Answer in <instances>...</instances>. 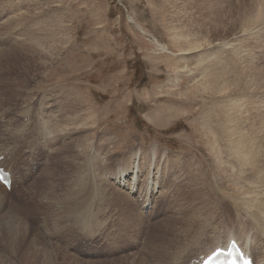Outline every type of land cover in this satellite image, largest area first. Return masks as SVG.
<instances>
[{
  "label": "rangeland",
  "instance_id": "rangeland-1",
  "mask_svg": "<svg viewBox=\"0 0 264 264\" xmlns=\"http://www.w3.org/2000/svg\"><path fill=\"white\" fill-rule=\"evenodd\" d=\"M253 1L0 0L13 178L0 221L24 233L0 236V264H172L183 251L194 264L228 234L264 244V143L252 159L241 144L264 138Z\"/></svg>",
  "mask_w": 264,
  "mask_h": 264
},
{
  "label": "bare ground",
  "instance_id": "bare-ground-1",
  "mask_svg": "<svg viewBox=\"0 0 264 264\" xmlns=\"http://www.w3.org/2000/svg\"><path fill=\"white\" fill-rule=\"evenodd\" d=\"M11 6V5H10ZM252 9H253V12L251 13V11H252ZM255 10H256V12H255ZM254 12H255V14H254ZM258 12V13H257ZM254 14V15H253ZM257 14V15H256ZM251 18V19H250ZM254 18H255V20H254ZM259 18H261L263 21H264V0H256L255 2L253 1L251 4H249V13H248V19H250V21L252 22V21H258V19ZM249 21H247V23H248ZM257 25V24H256ZM247 26V25H246ZM250 26V25H249ZM251 27V26H250ZM254 27H256V26H254ZM258 27V26H257ZM262 28V27H261ZM244 29H246V28H244ZM249 29V28H248ZM263 29V28H262ZM255 30H257V29H255ZM180 31V30H179ZM252 31V30H251ZM262 32H264V29H263V31ZM257 33V32H256ZM264 35V34H263ZM11 36V35H10ZM154 40L156 41V39L154 38ZM264 41V40H263ZM157 42V41H156ZM175 42H176V40H175ZM198 47V46H197ZM163 50V49H162ZM191 50V48H189V49H187L186 51H190ZM186 54H189V53H186ZM254 58V57H253ZM252 63V62H251ZM229 87V85L228 84H224V85H220L219 86V91H221V92H223V91H226L227 90V88ZM27 122V121H26ZM28 126V125H27ZM23 128V127H22ZM31 128V127H30ZM24 130V129H23ZM30 133V132H29ZM34 133V132H33ZM46 134V133H45ZM19 136V135H18ZM261 138V139H260ZM260 138H258L257 139V141H256V143H255V138H250V139H248V144L250 145V146H248V145H246L245 143H241L242 145H245L246 146V148H245V153L246 154H249V158L250 159H252V157L255 155H257L258 153H259V148H258V145H260V144H263L264 143V138H263V140H262V137H260ZM14 139V138H13ZM53 143V142H52ZM36 148V147H35ZM136 153V152H135ZM1 154L2 153H0V156H1ZM51 154V153H50ZM134 154V153H133ZM32 155V154H31ZM46 156V155H45ZM41 157V156H40ZM242 157L245 159V155H243L242 154ZM30 159H31V157H30ZM246 160V159H245ZM263 163H264V159H263ZM138 167V166H137ZM150 170V169H149ZM258 171V176H261L262 174H264V171H261V170H257ZM126 173V172H125ZM101 175V174H100ZM123 175H125L124 173H123ZM122 175V176H123ZM121 176V177H122ZM121 177L119 178V180L121 179ZM126 177V176H125ZM101 180V179H100ZM107 181V180H106ZM86 182V181H85ZM260 182V181H259ZM97 183V182H96ZM94 184V183H93ZM100 185V184H99ZM85 188V187H84ZM99 188V187H98ZM246 188V187H245ZM105 189V188H104ZM259 189V188H258ZM7 191V190H6ZM6 191L4 190V188L0 185V192L2 193V194H0V195H2L1 197H0V202H1V200H2V198H3V195L5 194H7L6 193ZM75 191V190H74ZM98 191V190H97ZM255 191V190H254ZM78 192V191H77ZM86 192V191H85ZM149 191H147V193H148ZM257 192V191H256ZM74 193V192H73ZM98 193H99V191H98ZM122 193V192H121ZM264 194V193H263ZM73 195V194H72ZM247 196V195H246ZM99 197V196H98ZM83 198V197H82ZM4 199V198H3ZM74 199V198H73ZM243 200V199H242ZM3 201V200H2ZM255 201V200H254ZM60 202V201H59ZM62 202V201H61ZM55 205V204H54ZM67 206V205H66ZM64 207V206H63ZM65 208V207H64ZM72 208V207H71ZM96 208V207H95ZM55 209V208H54ZM244 209V208H243ZM22 210V209H21ZM64 213V212H63ZM67 213V212H66ZM76 215V214H75ZM81 215H83V214H81ZM91 216V215H90ZM67 217V216H66ZM69 217V216H68ZM71 217V216H70ZM87 217V216H86ZM204 217V216H203ZM260 217V216H259ZM82 218V217H81ZM80 218V219H81ZM83 218H85V217H83ZM93 218V217H92ZM254 218V217H253ZM252 218V219H253ZM200 219V218H199ZM77 220V219H76ZM236 220V219H235ZM251 220V219H250ZM82 221H85V220H82ZM192 221V220H191ZM240 221V220H239ZM1 223H0V230H1V234L2 235H0V236H3L4 234H9V235H7V236H12L13 237V240H15V242H16V244L17 243H20V241H21V239H23V235H24V233H22V231H23V229H22V227H21V225L16 221V219H14V218H11L10 216H6V217H4L1 221H0ZM77 222H78V220H77ZM80 222V221H79ZM97 222V221H96ZM171 222V221H170ZM238 222V221H237ZM253 222V221H252ZM100 223V222H99ZM242 223V222H241ZM253 223H255V222H253ZM257 223V222H256ZM255 223V224H256ZM261 223V222H260ZM86 224V223H85ZM92 224H94V223H92ZM196 224V223H195ZM262 224V223H261ZM76 225V224H75ZM89 225V224H88ZM204 225V224H203ZM251 225V224H250ZM83 226H85V225H83ZM95 226H96V224H95ZM98 227V226H97ZM90 228V227H89ZM100 229V228H99ZM213 230V229H212ZM222 232H224V231H222ZM101 233V232H100ZM72 234V233H71ZM228 234V233H227ZM52 236V235H51ZM158 236V235H157ZM220 236V235H219ZM0 238H2V237H0ZM52 238V237H51ZM164 238V237H163ZM217 238V237H216ZM211 239V238H210ZM235 239V234H228V237L226 238V240L225 241H214V243H219L220 245H215V246H211L212 248L211 249H209V250H206L205 252H204V256L203 257H205V256H207L208 254H210L212 251H214L215 249H217V248H220L221 246H225L226 247V245H227V243L230 241V240H234ZM236 239H238V238H236ZM249 239V238H248ZM157 240V239H156ZM239 240V239H238ZM6 241V240H5ZM198 241V240H197ZM240 241V240H239ZM238 241V243L240 244V246L241 247H243V249L247 252V253H249L250 255L251 254H253V253H256V254H261L262 255V257H260V258H258L259 260H257L256 261V264H258V262H261L262 264H264V244H258L257 246H255L254 248H252L251 246L252 245H249L250 247H248L247 246V243L245 242V244H243V243H241V242H239ZM160 242H161V239H160ZM152 243V242H151ZM31 244V243H30ZM206 244V243H205ZM212 243H207L206 244V246L207 245H211ZM6 245V244H5ZM61 245V244H60ZM8 246V245H7ZM33 247H35V246H33ZM7 248H9V247H7ZM29 248V247H28ZM25 249H27V248H25ZM32 249V248H31ZM32 250H36L35 248H33ZM38 250V249H37ZM29 251V250H28ZM8 252H10V251H8ZM12 252V251H11ZM187 253V251H183L182 252V254H179L178 255V257H174V259L172 260V264H182V261H180V260H185V254ZM19 254V253H18ZM29 254H30V252H29ZM10 255H12L13 256V254H11L10 253ZM16 257V256H15ZM3 258V257H2ZM253 258V257H252ZM3 259H5V258H3ZM191 259V258H190ZM7 261V260H6ZM11 264H13V263H11ZM189 264H193V262H189ZM255 264V263H254Z\"/></svg>",
  "mask_w": 264,
  "mask_h": 264
},
{
  "label": "snow or ice",
  "instance_id": "snow-or-ice-1",
  "mask_svg": "<svg viewBox=\"0 0 264 264\" xmlns=\"http://www.w3.org/2000/svg\"><path fill=\"white\" fill-rule=\"evenodd\" d=\"M205 54H206V53H203V52L200 53V55H205ZM189 58L192 59V60H195L196 57H195V56H191V57H189Z\"/></svg>",
  "mask_w": 264,
  "mask_h": 264
}]
</instances>
